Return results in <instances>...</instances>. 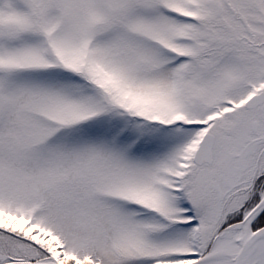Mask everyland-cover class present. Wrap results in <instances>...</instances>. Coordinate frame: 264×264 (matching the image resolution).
Here are the masks:
<instances>
[{
  "label": "snow or ice",
  "instance_id": "6c2138e0",
  "mask_svg": "<svg viewBox=\"0 0 264 264\" xmlns=\"http://www.w3.org/2000/svg\"><path fill=\"white\" fill-rule=\"evenodd\" d=\"M0 264H264V0H0Z\"/></svg>",
  "mask_w": 264,
  "mask_h": 264
}]
</instances>
